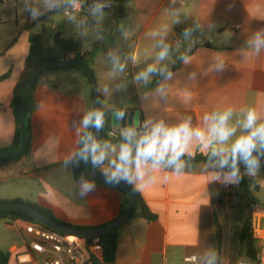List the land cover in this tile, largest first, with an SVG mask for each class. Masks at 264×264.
<instances>
[{
  "label": "crops",
  "instance_id": "crops-1",
  "mask_svg": "<svg viewBox=\"0 0 264 264\" xmlns=\"http://www.w3.org/2000/svg\"><path fill=\"white\" fill-rule=\"evenodd\" d=\"M101 1L110 4V9H103L111 13L107 29H101L95 17L84 22L83 13L71 8L42 19L50 11L41 0L0 1V78L6 75L0 82L1 150L17 149L12 101L30 51V33L41 34L45 40L44 32L36 28H43L46 20L55 19L60 12L79 15L78 22L64 32L56 24L51 28L55 35L82 41V52H88L86 62L97 79L103 111L109 112L110 128L115 112L134 111L138 133L145 130L148 120L175 126L188 117L193 128L206 130L205 115L231 108L229 123L237 131L228 141L230 145L243 133V110L255 108L258 123L264 122V50L256 55L249 46L253 33L264 29V0H131L127 14L119 20L111 12L115 3ZM22 4H38L43 14L35 19L29 13L22 17ZM93 27L99 32L95 35L90 30L87 35ZM53 41L54 37L45 42L52 45ZM164 45L169 47L168 55L158 60ZM182 55L189 57L188 63L181 60ZM117 60L124 65L123 70ZM149 65L171 71V79L156 72L147 83L137 81V73ZM34 95L37 109L30 117L32 154L0 167V200L36 203L74 226L113 222L121 215L120 192L91 182L95 190L81 197V183L73 176V160L82 137L89 132L80 121L93 110L91 81L77 69L49 70L39 79ZM99 141L110 142L117 152L124 142L107 136ZM116 154L109 152V157ZM198 154L208 156L210 150L194 139L185 155ZM104 163L107 166L108 161ZM184 164L179 174L167 165L145 166V181L137 191L157 218H133L123 225L115 261L104 264H182L190 255L197 256L196 264H206L213 253L216 264L250 259L241 243L244 222L250 217L252 222L264 224V204L248 200L242 194L241 182L226 185L214 179L220 171L213 166L215 162L193 167ZM241 176L250 188L257 184L261 189L255 175L245 170ZM21 222L24 220L0 219V250L9 254L8 264L43 259L34 249L38 240L19 230Z\"/></svg>",
  "mask_w": 264,
  "mask_h": 264
},
{
  "label": "clouds",
  "instance_id": "clouds-1",
  "mask_svg": "<svg viewBox=\"0 0 264 264\" xmlns=\"http://www.w3.org/2000/svg\"><path fill=\"white\" fill-rule=\"evenodd\" d=\"M41 2L47 11H55L62 7L58 0H41ZM70 4L74 9L78 8L79 0H70ZM104 7L102 3L94 4L93 14L102 13ZM26 11L34 19L43 14L38 7H26ZM189 34V30H186L185 36ZM249 46L256 55L264 50V29L253 33ZM168 52L169 47L164 45L158 53V60H164ZM180 58L184 63L189 62V57L186 55ZM115 63L123 70V64H119L118 60ZM218 67L222 68L223 65L220 64ZM156 72L165 75L167 79H171L173 75L166 68L158 69L156 65H149L145 70L137 73L135 79L147 83L151 74ZM243 111L244 118L240 122L243 133L230 145L228 141L236 135L237 128L229 123L233 110L228 108L221 113L205 115L206 130L200 127L193 128L190 117L175 126H168L163 120L158 122L148 120L142 133H138L134 127H125L120 133L124 142L119 145L118 152L110 142H100L91 133H86L81 140L83 148L77 155L84 161H90L93 167H102L107 182L124 181L134 185V190H138L145 181V166L149 163L154 168L167 165L179 174L185 167L182 157L195 139L203 148L210 150V158L215 160L213 166L220 170L215 174L214 179L226 185L238 184L242 178L240 165H244L249 175H255L261 166V158H264V122L258 123L260 117L255 108L249 107ZM104 122V113L93 109L83 115L80 126L99 131L103 128ZM109 152L117 153L115 158H110ZM105 160L108 161L107 166H104ZM94 190L95 184L82 179L79 193L81 197ZM206 264H216L214 253L207 259Z\"/></svg>",
  "mask_w": 264,
  "mask_h": 264
},
{
  "label": "trees",
  "instance_id": "trees-1",
  "mask_svg": "<svg viewBox=\"0 0 264 264\" xmlns=\"http://www.w3.org/2000/svg\"><path fill=\"white\" fill-rule=\"evenodd\" d=\"M1 1V0H0ZM115 3L114 9L111 11L112 14L115 17V20H119L124 15L127 14L128 8L127 4L131 0H111ZM58 2L62 5V7L56 9L55 11H50L48 14H46L42 19L47 17L50 14L69 9L70 8V0H58ZM94 1H85L84 3H93ZM38 20L36 23L42 21ZM103 34L104 32L101 31ZM30 51L26 58L23 71L21 73V76L15 86L14 89V98L12 101V108L14 110L16 120H17V149L20 147L21 143V129H20V123H19V104L21 100V96L23 94L24 87L26 84L30 81L32 78L33 73L35 70L43 63L45 62H62L66 61V56L71 52H77V57H83L86 61V55L88 52H82V41L80 39L72 40V39H65L61 37L60 34H56L54 36V41L52 45H48L43 35L31 32L30 33ZM97 47V44L93 46V49ZM63 69H77L80 70L88 79V74L81 68V67H64V68H49L45 69L40 77L38 78L37 82L34 83V85L31 88L30 93L27 96L26 101V107H25V127H26V146L23 151V153L19 156H0V167H3L10 161L22 158V157H29L32 154V128L30 124V117L37 109V103L35 100V89L38 85V81L41 78V76L49 70H63ZM6 77L3 76L0 78V82ZM90 80V79H89ZM102 99V97H101ZM92 107L93 109H96L95 103H94V97L92 98ZM104 118H105V124L102 129L97 131L94 130V137L98 141L107 135V131L110 129L109 124V112L103 111ZM92 130V128H89V132ZM123 140V138L121 139ZM83 148V144L81 142L79 151ZM1 150V149H0ZM78 151V152H79ZM182 160L186 163H188L191 167L195 166L196 164L200 162H215L214 159L210 158V155L203 156L201 154H198L196 156H186L184 155L182 157ZM264 161V158H261L260 163ZM95 171L100 172L96 167H93ZM245 167L243 164L240 165V172L241 174L245 171ZM101 173V172H100ZM73 176L76 182L81 183L82 179L93 182L96 184H103L93 178L90 177V175L87 172V169L84 165V160L80 159L79 156L76 154L74 160H73ZM241 185L245 190H249L250 184L249 181L246 180L243 176H241ZM123 185H125L136 197L134 210L132 213V216L130 219L125 223L128 224L129 221L133 218H143L147 221H154L156 220V215L149 209L148 205L143 200L141 194L134 190V187L124 181H121ZM110 186V185H109ZM113 187V186H112ZM115 188V187H114ZM121 196H122V205H121V214L124 212V210L127 207L128 204V196L120 189L116 188ZM23 202L22 200H0L1 203H9V202ZM31 206H33L35 209H37L41 214H43L45 217L53 220L55 223L59 224H66L59 220L51 210L43 208L39 206L36 203L31 202H25ZM3 218H10L12 220L21 219L26 222L36 223L37 221L28 213L17 211V210H6V211H0V219ZM71 225V224H69ZM77 229L80 230H96L99 228H102L103 226H95V227H87V226H74L71 225ZM121 228L117 229L114 232H111L103 237L100 238V242L104 249V262L105 263H114L117 253V246H118V239H119V230ZM241 243L246 248V253L248 255V258L254 259L256 257V246L254 239L252 237V219L250 217H247L242 234H241ZM9 261V254L5 253L0 250V264H8Z\"/></svg>",
  "mask_w": 264,
  "mask_h": 264
},
{
  "label": "built area",
  "instance_id": "built-area-1",
  "mask_svg": "<svg viewBox=\"0 0 264 264\" xmlns=\"http://www.w3.org/2000/svg\"><path fill=\"white\" fill-rule=\"evenodd\" d=\"M102 3L103 9H110V4L103 1L93 3H83L79 1V7L70 8L76 13H83L93 9V5ZM77 58V52H71L66 56V61ZM121 129L110 128L107 131V137L111 140H120ZM104 166L105 163H104ZM96 168L103 174L100 166ZM225 199H228L226 194ZM21 232L38 240L34 247L35 251L43 256L41 261L31 258L23 264H104V249L100 239L86 238L75 234L53 230L40 223L21 222L19 223ZM252 237L256 240V257L254 259H244L239 264H264V224L256 221L252 222ZM198 258L196 255L186 256L182 264H196Z\"/></svg>",
  "mask_w": 264,
  "mask_h": 264
},
{
  "label": "water",
  "instance_id": "water-1",
  "mask_svg": "<svg viewBox=\"0 0 264 264\" xmlns=\"http://www.w3.org/2000/svg\"><path fill=\"white\" fill-rule=\"evenodd\" d=\"M81 67L89 76V79L92 84L93 88V96H94V103L96 106V109L103 112V107L101 103V95L99 92L98 84L96 76L89 65L83 57H77L70 61H62V62H45L41 64L33 73L32 78L30 81L26 84L23 90V94L21 96L20 104H19V123H20V129H21V143L20 147L16 150H0V156H19L23 153L25 146H26V127H25V107H26V101L27 96L31 91L32 86L35 82H37L38 78L40 77L41 73L45 69L49 68H64V67ZM105 124V122H104ZM137 124V115L134 111H117L112 116V126L113 128L121 129L125 127H134ZM94 130H92L88 133H91L92 136H94ZM84 165L87 169L88 174L91 178L113 186L115 188H118L122 190L127 196H128V204L124 212L113 222L107 224L106 226H103L102 228L96 229V230H80L77 229L69 224H59L55 223L53 220L45 217L43 214H41L37 209H35L33 206L25 203V202H9V203H1L0 204V211H6V210H17L21 212H25L30 214L38 223L41 225L53 229L58 230L62 232H66L69 234H75L86 238H93V239H100L101 237L116 231L117 229L121 228L125 223L130 219L132 216L135 200V195L121 182L119 183H109L106 181L104 174L95 171L93 169V166L90 161H84Z\"/></svg>",
  "mask_w": 264,
  "mask_h": 264
},
{
  "label": "rangeland",
  "instance_id": "rangeland-1",
  "mask_svg": "<svg viewBox=\"0 0 264 264\" xmlns=\"http://www.w3.org/2000/svg\"><path fill=\"white\" fill-rule=\"evenodd\" d=\"M82 1L83 3L85 1L90 2L91 0H79ZM28 5L30 4H22L21 6H19V10H20V15L26 16L28 11H26V7H28ZM33 7H38L40 11H42V8L40 6H38V4H36ZM88 13V11L83 12L82 15V19L84 22L88 21L91 17H95V19H99V25L101 29H107L108 28V18L110 16V12L108 10H102V13H96L93 14V9L91 10V13L89 14H85ZM57 16L55 19H49L45 21V26L42 28L41 26H39L38 28H36L35 31L41 30L44 32V37H45V41L48 42V40H50L52 42L53 37L55 36V31L52 30L51 25L56 24L59 29L64 32L66 29H69L71 24H75L78 22L79 20V15L77 14H72V13H57ZM90 30H93L94 34L96 35L99 32V29L97 27H93V29H89L87 30V35H89L91 33ZM248 173V172H247ZM256 179H258V182L261 185V189H259V186L257 184L254 185V187L250 188V190H242V194L250 201H254V200H260L263 204H264V163H261L260 168L258 169V171L255 174Z\"/></svg>",
  "mask_w": 264,
  "mask_h": 264
}]
</instances>
